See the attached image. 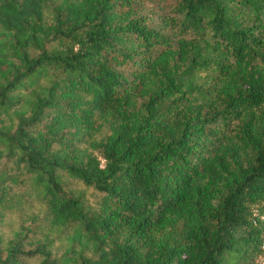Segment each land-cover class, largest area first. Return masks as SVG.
I'll list each match as a JSON object with an SVG mask.
<instances>
[{"label": "trees", "instance_id": "obj_1", "mask_svg": "<svg viewBox=\"0 0 264 264\" xmlns=\"http://www.w3.org/2000/svg\"><path fill=\"white\" fill-rule=\"evenodd\" d=\"M144 1L0 0V264H264V0Z\"/></svg>", "mask_w": 264, "mask_h": 264}, {"label": "rangeland", "instance_id": "obj_2", "mask_svg": "<svg viewBox=\"0 0 264 264\" xmlns=\"http://www.w3.org/2000/svg\"><path fill=\"white\" fill-rule=\"evenodd\" d=\"M144 3H145V8L142 11L143 14L144 15H148V16H150L152 18H155V15H153V13H152L153 12V8H154L153 3L150 0H146V1H144ZM154 10L156 11V13H159L158 9H154ZM76 187H78V186H76Z\"/></svg>", "mask_w": 264, "mask_h": 264}, {"label": "built area", "instance_id": "obj_3", "mask_svg": "<svg viewBox=\"0 0 264 264\" xmlns=\"http://www.w3.org/2000/svg\"><path fill=\"white\" fill-rule=\"evenodd\" d=\"M263 250H264V247H263Z\"/></svg>", "mask_w": 264, "mask_h": 264}]
</instances>
